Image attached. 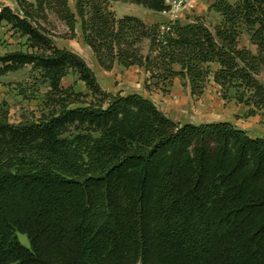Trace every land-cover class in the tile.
<instances>
[{
  "label": "trees",
  "instance_id": "trees-1",
  "mask_svg": "<svg viewBox=\"0 0 264 264\" xmlns=\"http://www.w3.org/2000/svg\"><path fill=\"white\" fill-rule=\"evenodd\" d=\"M115 1L165 7L16 0L17 12L0 11L34 49L0 55V75L30 62L48 87L36 118L10 123L0 111V264H264V138L229 121L180 124L140 94L103 90L39 20L52 10L70 38L78 24L104 70L138 66L146 89L177 77L197 95L212 82L247 117L264 110V0H213L212 28L199 16L118 17ZM69 73L86 93L60 85ZM17 93L39 88L24 82Z\"/></svg>",
  "mask_w": 264,
  "mask_h": 264
},
{
  "label": "rangeland",
  "instance_id": "rangeland-1",
  "mask_svg": "<svg viewBox=\"0 0 264 264\" xmlns=\"http://www.w3.org/2000/svg\"><path fill=\"white\" fill-rule=\"evenodd\" d=\"M27 1L32 2L34 0ZM67 1L73 7L74 0ZM212 1L194 0L192 6L188 10H184L178 16V19L181 22H186L185 18L187 17L199 16L212 28L219 21V15L209 9ZM110 7L118 17L124 14L135 15L146 23H163L169 20V16L163 15L159 11H151L132 2H113ZM12 10L14 12L18 11L15 8ZM46 15V21L39 20L46 27L53 44L58 48H64L79 55L92 69L103 90L111 93L120 92L121 95L140 94L150 99L164 115L180 124L220 120L235 121L242 126L245 124L246 117L244 116L245 108L243 105L236 103L233 99H222L219 88L214 83L208 82L199 95L192 94L184 81L177 77L173 78L170 83H159L157 87L151 86L150 89H146L144 83L148 73L145 71L144 73L141 67L123 68L115 65L108 71L102 69L96 62L90 48L83 43L78 24L75 26L74 36L70 38L65 24L56 17L52 10H47ZM247 38L246 35H243L240 39V45L249 46ZM139 47L142 54H148L147 40H142ZM33 50L26 36L22 35L20 31L13 29L10 25L0 24V55L13 51L32 53ZM259 80L263 81L262 75L259 76ZM24 82L29 85H34V82H36L39 93L35 97H21L17 92L19 85ZM60 85L62 87L72 86L83 93L87 92L84 83L78 80L75 74L65 75L61 79ZM117 88H120V90ZM26 89L28 92L31 90L30 87ZM47 90L48 87L42 81L39 70L35 69L32 63H24L16 69H9L0 75V111L6 110L7 119L10 123L32 120L46 110L42 104L41 94ZM256 117H259V121L257 120L254 123L251 128L252 131L255 130L254 127L261 126L264 128V110H261ZM248 135L251 136L250 132H248ZM17 238L21 244L29 246L24 234L17 233Z\"/></svg>",
  "mask_w": 264,
  "mask_h": 264
},
{
  "label": "crops",
  "instance_id": "crops-1",
  "mask_svg": "<svg viewBox=\"0 0 264 264\" xmlns=\"http://www.w3.org/2000/svg\"><path fill=\"white\" fill-rule=\"evenodd\" d=\"M115 2H118V1H115ZM112 3L113 2H111V4ZM0 5H2V6H8L11 9H14L15 8L16 10H18V6H17V3H16V0H0ZM130 67H136V66H130ZM137 68H139V67H137ZM143 72H144V70H143ZM120 88H117V89L120 90ZM121 93L123 94V92H121ZM244 108H245V111H246V107H244ZM245 111H244V113H245ZM256 116H258V114H255L253 116H247L246 117V122H245V124L243 126L242 125H238L235 121H230V120H220V121H229L232 124H234L236 127L245 130L247 133L250 132V134H251L252 137H262V138H264V128H262L260 126V127H256V128L254 127V129H255L254 131H252V129H251L253 127L254 123L259 118V117H256Z\"/></svg>",
  "mask_w": 264,
  "mask_h": 264
},
{
  "label": "built area",
  "instance_id": "built-area-1",
  "mask_svg": "<svg viewBox=\"0 0 264 264\" xmlns=\"http://www.w3.org/2000/svg\"><path fill=\"white\" fill-rule=\"evenodd\" d=\"M194 0H164V8L159 11L163 15L169 16V20L178 19V16L184 12V10H188L193 3ZM2 5H0V11L2 9Z\"/></svg>",
  "mask_w": 264,
  "mask_h": 264
}]
</instances>
